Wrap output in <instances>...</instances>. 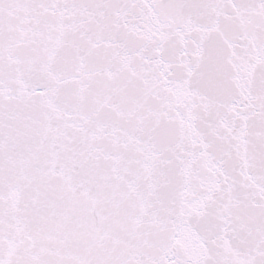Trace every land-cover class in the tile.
<instances>
[{
    "label": "snow or ice",
    "instance_id": "6c2138e0",
    "mask_svg": "<svg viewBox=\"0 0 264 264\" xmlns=\"http://www.w3.org/2000/svg\"><path fill=\"white\" fill-rule=\"evenodd\" d=\"M0 264H264V0H0Z\"/></svg>",
    "mask_w": 264,
    "mask_h": 264
}]
</instances>
